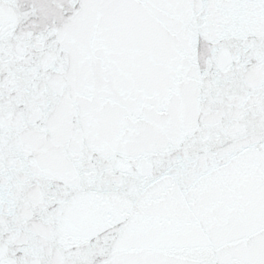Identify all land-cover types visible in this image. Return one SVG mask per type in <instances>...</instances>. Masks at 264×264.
<instances>
[{
    "label": "snow or ice",
    "instance_id": "1",
    "mask_svg": "<svg viewBox=\"0 0 264 264\" xmlns=\"http://www.w3.org/2000/svg\"><path fill=\"white\" fill-rule=\"evenodd\" d=\"M0 264H264V0H0Z\"/></svg>",
    "mask_w": 264,
    "mask_h": 264
}]
</instances>
